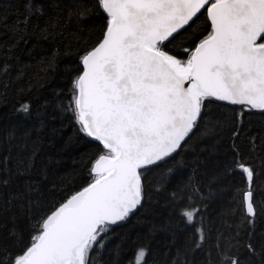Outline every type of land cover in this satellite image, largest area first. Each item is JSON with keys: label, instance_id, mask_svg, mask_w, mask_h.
Wrapping results in <instances>:
<instances>
[{"label": "trees", "instance_id": "16d2710c", "mask_svg": "<svg viewBox=\"0 0 264 264\" xmlns=\"http://www.w3.org/2000/svg\"><path fill=\"white\" fill-rule=\"evenodd\" d=\"M107 19L98 0H0V159L10 133L19 136L27 129L33 139L40 137L32 177L39 194L32 193L34 207L25 215L16 208L0 213V264H13L38 234L41 219L93 182L91 169L107 152L80 131L70 110L81 59L103 39ZM194 19L187 31L164 42V51L189 58L211 32L204 11ZM205 103L210 116L192 144L165 167L141 169L143 206L111 226L103 247L90 253L92 264H133L139 249L147 253L143 264H231L226 256L239 264H264V111ZM24 104L28 116L19 111ZM41 120L44 127L37 132ZM238 165L252 170L250 188ZM249 190L254 230L246 220ZM2 191L7 200L9 190ZM193 209L199 212L187 224L181 212ZM198 228L205 234L201 249L194 248Z\"/></svg>", "mask_w": 264, "mask_h": 264}, {"label": "snow or ice", "instance_id": "6c2138e0", "mask_svg": "<svg viewBox=\"0 0 264 264\" xmlns=\"http://www.w3.org/2000/svg\"><path fill=\"white\" fill-rule=\"evenodd\" d=\"M98 2L107 14L106 29L81 59L83 72L73 80L70 110L80 131L100 141L107 152L91 169L93 182L41 219L38 234L13 264H92L90 253L103 247L111 226L143 206L141 169L165 167L192 144L210 116L205 101L264 111V0ZM201 10L211 32L189 58L164 51V42L187 31ZM19 111L30 115L27 104ZM43 127L41 120L35 131ZM39 146L40 137L33 139L27 129L19 136L9 134L7 154L0 159V213L16 208L25 215L34 207L32 193H39L32 177ZM238 167L247 174L250 188L252 170ZM21 177L26 178L22 185L17 183ZM3 189L9 190L7 200L2 199ZM252 195L247 191L244 200L247 224L254 230ZM198 212L183 210L181 216L192 224ZM196 231L194 248L201 249L204 229ZM246 247L255 254L251 243ZM146 254L139 249L133 264H143ZM225 259L239 264L235 257Z\"/></svg>", "mask_w": 264, "mask_h": 264}, {"label": "water", "instance_id": "95a60500", "mask_svg": "<svg viewBox=\"0 0 264 264\" xmlns=\"http://www.w3.org/2000/svg\"><path fill=\"white\" fill-rule=\"evenodd\" d=\"M207 7V6H206ZM201 11H203V10H201ZM199 14V13H198ZM259 42V41H258ZM188 85L187 84H185V87H187ZM88 186V185H87ZM86 186V187H87ZM85 188V187H84ZM83 189H81L80 191H82ZM79 192V191H78ZM76 194V193H75Z\"/></svg>", "mask_w": 264, "mask_h": 264}]
</instances>
